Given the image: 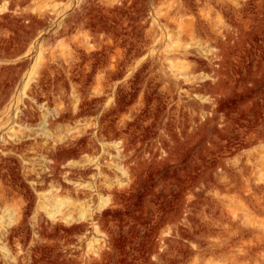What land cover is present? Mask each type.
Returning <instances> with one entry per match:
<instances>
[{
    "label": "rangeland",
    "instance_id": "1",
    "mask_svg": "<svg viewBox=\"0 0 264 264\" xmlns=\"http://www.w3.org/2000/svg\"><path fill=\"white\" fill-rule=\"evenodd\" d=\"M5 1L0 212L17 210L24 219L8 240L11 258L17 264H264V0H0V6ZM110 52L126 64L125 75L136 76L118 93L129 127L119 129L115 119L93 136L92 122L102 113L95 105L91 115L54 120V113L90 98L99 61ZM27 83L28 96L18 104ZM43 112L51 117L48 137L39 128ZM65 136L81 143L49 149ZM98 138L120 141V155L109 148L103 174L93 166L81 176L80 165L100 156ZM42 157L56 162L55 174L37 176L47 166ZM115 163L125 175L108 166ZM86 184L112 200L95 218L100 233L89 223L82 231L53 226L40 202L49 204L60 186L65 213L77 216L90 199L96 210L98 196L89 198ZM85 230L100 240L101 256L82 258ZM11 258L0 252V264H14Z\"/></svg>",
    "mask_w": 264,
    "mask_h": 264
},
{
    "label": "bare ground",
    "instance_id": "2",
    "mask_svg": "<svg viewBox=\"0 0 264 264\" xmlns=\"http://www.w3.org/2000/svg\"><path fill=\"white\" fill-rule=\"evenodd\" d=\"M10 2V1H9ZM8 1H5V3L3 5L0 6V16H4L6 15V13H8L9 9H8V4H9ZM87 3V1H86ZM80 5V4H79ZM80 7V6H79ZM40 15V13H38ZM78 14V13H77ZM81 15V14H80ZM40 17V16H39ZM76 19V18H74ZM77 21V20H76ZM78 23V22H77ZM199 24L200 26H209V21H199ZM73 25V24H72ZM182 25V24H181ZM180 25V26H181ZM71 27V26H69ZM72 28V27H71ZM179 28V27H178ZM181 28V27H180ZM70 29V28H69ZM62 32V31H61ZM66 33V32H65ZM167 35V34H166ZM180 37V36H179ZM52 38V36H51ZM50 38V39H51ZM24 39V38H23ZM170 40V39H169ZM69 42V41H68ZM177 42H175L176 44ZM26 45V44H25ZM177 45V44H176ZM188 44H186L185 46H183L186 50H188ZM93 47V46H92ZM91 47V48H92ZM56 48V47H55ZM89 49V47H88ZM97 53V52H95ZM94 53V54H95ZM94 54L89 55L90 58H93L94 57ZM204 54V53H203ZM107 57L101 59L99 61L100 63V66L97 68V79H96V87L94 88V91L93 93H91L90 95V98L86 101H84L82 103L81 106L79 105H76L74 106L73 108H69V110H62L61 112H56L54 113V120H56L55 118L57 117H61V118H66L69 120L73 118H77V116L81 113H85V114H90L91 112H93V110H91V106L92 105H95L94 107L98 108L99 111H101V116L98 118L99 122L95 123L93 125V122H92V126H95L93 132H92V135L95 136V137H98L99 135H101V133L110 128V125L112 124L111 122H113V120L115 119H119L117 122H116V126L123 130V129H126L129 127V123L128 121H126L125 118H122V115L123 114V109L124 107H122V105L119 104V101H118V93H119V89L121 87H124V88H129L130 87V84L133 82V80L136 78L135 75L133 74H124V71H123V67H126V64H124V62H120L118 60V58H116L113 54L110 53H107ZM55 57V56H54ZM83 57V56H82ZM54 59V58H53ZM81 59V58H80ZM98 59V58H97ZM96 59V60H97ZM79 60V58H78ZM90 62V61H89ZM67 63V62H66ZM68 63H71V62H68ZM97 63V62H96ZM171 63H172V60H171ZM93 65V64H91ZM171 66V65H169ZM148 67L147 66H142V69H146ZM53 68V67H51ZM148 68H151V67H148ZM91 69V68H90ZM47 70V69H46ZM126 70V69H125ZM140 70V69H139ZM175 70V69H174ZM54 72V71H53ZM141 72V71H140ZM181 73H177V75H179ZM96 75V74H95ZM36 78V77H35ZM40 78V77H39ZM122 79V80H120ZM35 80V79H34ZM36 81V80H35ZM38 81V80H37ZM36 81V82H37ZM26 83V82H25ZM39 83V81H38ZM28 83L26 84L25 88L22 90L21 94L17 97V103L19 104V102H22L23 98L25 96H28L27 94H25V89L27 87ZM37 85V84H36ZM67 85V84H66ZM38 86V85H37ZM72 88V87H71ZM122 89V88H121ZM37 92V91H36ZM84 93V92H83ZM32 94V92H31ZM186 94H189L188 92H186ZM31 96V95H30ZM76 97V96H75ZM30 98V97H28ZM25 99V98H24ZM27 99V98H26ZM33 99V97H32ZM80 99V98H79ZM35 100V99H34ZM74 101V100H73ZM36 102V101H35ZM25 103V102H24ZM32 104V103H31ZM62 104V103H61ZM60 104V105H61ZM79 104V103H78ZM66 105V104H65ZM71 105V104H70ZM26 106V105H24ZM42 106V105H41ZM47 106V105H46ZM58 106V105H57ZM43 107V106H42ZM59 107V106H58ZM25 108V107H24ZM60 108V107H59ZM63 108V107H62ZM61 108V109H62ZM67 109V107L65 108ZM16 110H19L18 108ZM59 110V109H58ZM17 112V111H16ZM25 112V111H24ZM53 112V111H52ZM63 112V113H62ZM50 113V112H48ZM19 112H17L15 114V118L16 116H18ZM53 115V114H52ZM91 115V114H90ZM31 116V115H30ZM43 116H44V119L43 121L39 124V128L40 130L42 131L41 135L44 137H48V130L46 128V126H48V121L50 119H48L49 115H46L44 114L43 112ZM48 116V117H47ZM87 115H85L86 117ZM89 116V115H88ZM51 118V117H49ZM90 118V117H89ZM87 119V118H86ZM61 120V119H60ZM77 120V119H75ZM79 120V119H78ZM95 120V119H94ZM51 121V120H50ZM65 121V120H64ZM68 121V120H67ZM81 121V120H80ZM86 121V120H84ZM55 122V121H54ZM61 122V121H59ZM74 122V121H73ZM115 122V121H114ZM75 123V122H74ZM84 123V122H83ZM82 123V124H83ZM60 124V123H59ZM68 125V124H67ZM78 125V124H77ZM87 125V124H86ZM58 126V125H57ZM63 126V125H62ZM71 126V125H70ZM90 126V125H89ZM88 126V128H89ZM112 126V125H111ZM65 127V126H64ZM87 127V126H86ZM85 127V128H86ZM24 128V127H23ZM61 128V127H59ZM93 128V127H92ZM91 128V130H92ZM63 129V128H62ZM87 129V128H86ZM53 130V129H52ZM51 130V131H52ZM78 130V129H77ZM85 130V129H84ZM90 130V129H89ZM62 131V130H61ZM80 131V130H79ZM86 132L85 133H89L87 130H85ZM50 132V130H49ZM105 132V131H104ZM52 134V133H51ZM53 134H56V133H53ZM65 134V133H64ZM72 135V134H71ZM76 135V134H75ZM103 136V135H102ZM52 137V135H51ZM56 137V136H55ZM70 137V136H69ZM100 137V136H99ZM104 138V137H103ZM55 139V138H54ZM58 139V138H57ZM92 139V138H91ZM2 140H4V137L2 138ZM23 139H19V141H21ZM56 140V139H55ZM93 140V139H92ZM49 141V140H48ZM83 141V140H82ZM94 141V140H93ZM78 142L81 143V140L78 139V137H70V138H67L66 139V136L64 138H61L59 139L58 141H55L53 144H52V147L49 148L51 151H54L58 148L59 145H73L75 143L78 144ZM98 142L101 144V149L99 150V154L100 156H96L94 158V160H90L89 158V161L86 165H83L81 166L80 165V169L79 171L77 172L78 174H80L81 176L85 175V174H88L90 172V168H96L98 170V173L99 174H103L102 173V168L101 166L104 165L102 164V160L103 158H105V154H109V148H113L115 150L118 151V155H120V148H121V142L118 141V142H112L110 141V143L108 142H105L104 140H102V138H98ZM88 143V142H87ZM28 144V143H27ZM34 148V147H33ZM35 150V149H34ZM36 151V150H35ZM98 151V150H97ZM46 152V151H45ZM40 153V152H39ZM43 154V153H42ZM98 154V155H99ZM111 155V154H109ZM43 160L46 162L47 166H45L44 168H41L40 171H37V176H39V178H43V176L45 174H47V172L51 173V174H55V171L57 169V166H56V162L52 161V160H48V159H44V157H42ZM46 158V157H45ZM86 158V157H85ZM92 158V157H91ZM113 159V158H111ZM109 160V159H108ZM39 161V160H38ZM42 161V160H41ZM110 161V160H109ZM107 161V162H109ZM113 161H111L112 163ZM110 163V162H109ZM114 163V162H113ZM116 164V163H115ZM120 165V163H119ZM119 165H115V166H112V165H108L110 168H114L116 169V171H119V172H123L124 174V171L122 169L121 166ZM77 166V165H76ZM79 166V165H78ZM94 166V167H93ZM77 170V169H76ZM113 170V169H112ZM115 171V170H114ZM118 173V172H117ZM67 174V172H66ZM126 174V173H125ZM124 174V175H125ZM77 175V174H76ZM70 176H73V174L71 175V173L68 174V177L66 178L68 181L70 182H73L74 184H76V181H74L72 178H70ZM75 176V174H74ZM120 185V184H118ZM122 185V184H121ZM120 185V186H121ZM79 187L81 186V184L78 185ZM119 187V186H118ZM62 187L60 186H56V191L53 192V196L51 197V199L49 200V204H46L45 202H40L42 203L40 205V210H43V212L51 219V223L53 226L55 227H60L62 226V224H65L67 226H74V225H77V227H74L73 229H76V230H81L83 227H84V224L88 223L92 225L93 227V233L95 236L96 234H99L100 231L97 226V224L95 223V218L97 216L98 213H104L110 206H111V202L112 200H110V198L107 196H103L99 190H95L93 191V189L95 188L94 186H92L91 184H86L83 188L86 190L85 194L87 196H89V198H93V196H98V204L96 206V210L92 208L91 206V200H89V203L90 204H86L85 206L82 205V203L80 204V212L77 216H74L70 213H65L64 212V205L67 203L65 198H62L60 195H59V192L61 191ZM116 188V187H115ZM119 189V188H118ZM64 190V189H63ZM62 190V191H63ZM115 190V189H114ZM121 190V189H120ZM68 191V190H67ZM79 191V190H77ZM113 191V190H112ZM117 192V191H116ZM70 193V192H69ZM96 196V197H97ZM42 201V200H41ZM87 201V200H86ZM85 201V202H86ZM87 203V202H86ZM7 205V204H6ZM7 210V209H6ZM17 211V210H16ZM15 210L12 209V211H5L4 213H1L0 212V252L3 254L4 258H8L10 259L11 258V254H9V249L6 247L7 246V243L9 242L8 240L11 238V237H14V234H16L18 232V230H20L22 228V224H23V220L20 216L21 214H17ZM25 212V211H24ZM42 212V211H40ZM41 214L39 213V211L36 212V215L34 216L33 218V221L35 222L34 224L35 225H38V227L41 226V221H42V218H41ZM62 230V229H61ZM71 230V229H70ZM69 231V230H68ZM82 231V230H81ZM86 232V230H85ZM88 232V231H87ZM86 233L83 234V236H81L82 238H80L79 240L82 239V242H86L85 245L87 248V251L81 254L82 255V258L84 256L89 257V254L91 255H97V256H101L102 252H101V249L103 248L101 243H100V240L97 239V237H87L86 236ZM19 233V232H18ZM78 233V232H77ZM89 233V232H88ZM89 235V234H87ZM11 240V239H10ZM27 240V238H26ZM16 241V240H15ZM27 242V241H26ZM10 243V242H9ZM8 243V244H9ZM20 243V241H19ZM32 244V243H31ZM83 244V243H82ZM9 246V245H8ZM20 246V244H19ZM18 246V247H19ZM43 248V247H42ZM77 248V247H76ZM67 249V248H66ZM75 249V248H74ZM80 250V248H78ZM78 249H76L75 251L76 252H79ZM82 251V250H81ZM67 254V253H66ZM78 254V253H77ZM60 255V254H59ZM79 256V255H78ZM78 256H76L78 258ZM93 257V256H92ZM90 258V257H89ZM9 261V260H8ZM11 261L14 263V264H17V259L15 258H11ZM71 261V259H70ZM81 261V259H80ZM86 262V260H84ZM9 263V262H7ZM10 264V263H9Z\"/></svg>",
    "mask_w": 264,
    "mask_h": 264
}]
</instances>
